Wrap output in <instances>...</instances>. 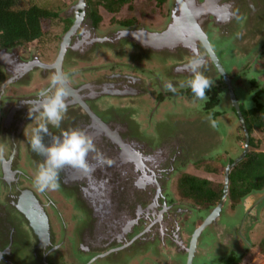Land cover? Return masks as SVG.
I'll use <instances>...</instances> for the list:
<instances>
[{"label": "flooded vegetation", "instance_id": "1", "mask_svg": "<svg viewBox=\"0 0 264 264\" xmlns=\"http://www.w3.org/2000/svg\"><path fill=\"white\" fill-rule=\"evenodd\" d=\"M110 1L114 2L112 5L117 2L120 5H114L113 9H109L106 6L108 0H87L83 11L77 8L79 0H64V3L55 9L58 16L43 36L25 44L12 43L10 46H3L0 43V145L5 149L4 158L0 160V264H143V262L144 264H195V259L203 251L198 247L203 232L221 215L227 216V203L233 211H236L243 201H249V205L251 204V194L262 191L264 193V189L252 192L236 203L230 198L229 183V192L219 215L204 229H200L222 202L227 168L245 151L244 149L240 156H231L228 160H221L219 157V144L216 139L220 132H217V128L222 125L221 118L225 117L227 112L222 108V95L227 96L230 112L241 124L240 129L244 134L245 145L247 134L233 98L235 97L242 116L243 110L256 107L257 104L264 105V82L257 78L242 80L240 74L236 75V73H232V76L227 75L211 45V36L213 34L220 37L229 35L237 29L236 26L242 27L248 20L245 12L250 15V12L244 9L245 4L250 7H255L253 3L259 5L258 11L264 19V0H196L203 9V31L210 42L211 50H206L199 42L200 52L192 51V56H190V49L184 44L177 49L175 47L170 49L167 39L166 44L160 41V45L156 48L152 44L143 45V41L129 38L127 35L135 31L155 34L167 32L172 23L174 0ZM77 21L80 22L81 28L65 48L66 56L60 71L68 76L66 82L69 92L66 97L68 111L60 128L48 126L51 135L45 134L43 142L47 146L52 136H59L63 130L69 128L82 129L90 137L93 131H97L98 134L106 137L109 141L108 145L111 146L112 157L107 158L111 163H105L103 167L107 170L109 167L119 169L114 176L115 178L122 176L129 189L139 188L147 182L149 185L143 189L146 192L144 198L134 197L136 193H133V203L129 202L131 191L122 192L124 196H118V198L128 202L123 203V211L118 216L111 218L113 210L108 205L113 201H105L101 198L94 201V198L89 204L82 206L83 202L80 204L78 197H72L77 191L75 185L77 179L81 176L84 179L87 178L85 172L81 174L75 171L82 169L71 170L76 179H68L67 173L64 172L65 176L61 175L63 179L59 181L60 187L55 191L45 192H40L34 186V170L30 169L32 172H28L26 169L28 178L23 177L22 185L27 184L28 187L37 189L42 207L40 212L47 214L46 223L36 224L33 220L34 216L38 219L39 207L33 208L32 215H30V209L28 211L25 209V212L21 209L24 204L20 202V191L12 189L11 178L7 171L9 160L7 156L10 153L9 148L15 141L16 145L22 142L21 148L27 157L28 154L34 156L28 142L24 147V142L31 138L32 128L38 123L35 119L38 113L34 111L33 116L30 117V108L33 110L36 108L42 99L41 92L50 87L52 75L59 73L56 70L58 67H51V65L57 61L64 38L73 30ZM183 27L187 26L183 24ZM204 27L207 28V32ZM245 30L247 29L243 28V34L241 31L238 34L245 36ZM104 38L106 41L103 43ZM250 40L252 41L251 38ZM127 44L129 49L130 44L135 45L134 52L126 51L125 48H121V51L117 49ZM261 52L263 56L264 46ZM82 57H87V61L82 62L80 59ZM193 59L200 61L199 70L212 81V87L206 90V96L203 99L195 97L190 88L180 86L191 76L188 66ZM158 62H165L171 66L168 76L162 77L159 73ZM257 71L261 73V70ZM125 75L135 77L134 82L138 91L151 92L154 97L157 96L155 88L161 93L156 97L158 103L156 108L150 113L146 112L150 116L152 127L145 130L148 137L141 135L143 129L140 126L132 129L127 121H106L109 122V127L113 131L118 132L119 138L125 140L123 145L130 147L129 152L113 142L107 131L95 130V125L86 109L89 106L94 108L100 97L116 92ZM261 78H264V74ZM165 81L173 83L176 88L175 93L164 90L163 82ZM4 86L6 87L3 89ZM238 89L248 90L250 99L240 101ZM213 93L216 94L215 105L209 103ZM172 98H178L180 102H185L187 105L195 104L191 106L193 108H201V105H204V110L201 109L206 115L203 118L200 117V124L196 125L198 121L194 120L196 125L194 129L184 128L178 130L179 132L177 130L175 132L161 131L163 119L156 117V110L159 105ZM247 102L252 103L248 105ZM206 116L211 120H205ZM177 122L187 125L189 121L184 118ZM206 122H211L212 127H207ZM246 130L248 131L247 126ZM248 136L250 141L249 131ZM146 137L151 140H163L162 148L157 150L143 148L149 153L142 155L141 146L148 143L141 138ZM222 141L223 138L219 137L218 142ZM200 143H204L210 150L203 149ZM170 144L174 147L169 148ZM139 153L145 157L140 159ZM198 159L202 165L206 164V170H204L206 174H218V166H223L225 170L223 186H219V191L222 190L220 199L212 205L196 203L192 199L184 198L179 192L180 178L184 174L195 175L189 170H198L193 164ZM11 166L17 173H22V169L12 164ZM90 166L94 170L103 168L99 164ZM210 167L212 170L207 169ZM11 172L14 173L15 170ZM202 179L212 183L207 178ZM212 186L217 187L213 183ZM97 190L90 182L88 183L87 192L92 194ZM114 195L116 198V193ZM141 201H144L145 209H149V215L146 212V215L139 216L140 205L137 203ZM105 203L106 206L101 208V205ZM73 204L78 207L76 205L73 207ZM263 208L264 200H261L254 209H249L245 213L246 220L255 218L258 211ZM249 211L252 214L249 215ZM95 215L102 222L105 221L101 217L110 220L107 229L100 230L98 225L93 224ZM185 215L190 219L188 222L183 219ZM117 226L120 227L117 228ZM113 227L116 228L113 229ZM199 230L201 231L198 233ZM196 233H198L197 237ZM231 241L235 242L231 245L229 257H223L226 258L224 261L220 257L217 264H226L232 258H240L234 255L236 246L238 248L241 244L240 240ZM193 242L196 245L192 249Z\"/></svg>", "mask_w": 264, "mask_h": 264}, {"label": "rangeland", "instance_id": "2", "mask_svg": "<svg viewBox=\"0 0 264 264\" xmlns=\"http://www.w3.org/2000/svg\"><path fill=\"white\" fill-rule=\"evenodd\" d=\"M20 2L22 7L37 5L39 7L55 10L64 3V0H21ZM253 4L255 7H250L246 4L244 6V9L250 12V15L245 12V17L248 20L242 27L236 26L237 29L232 31L231 34L221 37L213 34V36H211L210 42L213 49L217 53L219 61L224 67L227 75L232 76V73H236V75L240 74L242 80H251L257 78L259 81L264 82V78H261L262 74H264V55L261 56V49L264 46V19L261 17L260 12L258 11L260 6L255 3ZM243 28L247 29L244 32L245 36H240L238 33L241 31V34H243ZM204 29L207 32V28L204 27ZM249 37L252 39V41ZM157 66L162 77L169 75L171 66L168 63L158 62ZM257 70H261V73H259ZM156 87L158 86L156 85ZM238 90L239 91L237 94L240 101H248L250 99V92L248 90ZM155 91H157V96L161 94L159 89L155 88ZM145 92L146 94L143 95L144 98L142 101H140V105H136L138 102L135 103L133 100V103H135L136 106V113L138 114V112H143V114L136 116L137 122L131 123V127L133 129L135 126H140L143 129L141 135L148 137L145 130L147 131L152 128L148 113H150L152 109H155L158 103L156 102L157 96L154 97L153 93H148L147 91ZM221 99L223 101L222 108L227 112H225V117L221 118V130L220 127L217 128V132H220V135H217L218 139H216V141L217 144H219L218 154L220 159L228 160L231 156H240L242 154V151L245 149V140L243 131L240 129L241 124L230 112L227 96L224 94L222 95ZM180 101L181 100L178 98H172L171 100L167 99L157 108L156 117L158 116L163 119L160 126L161 131L175 132V130L178 131L184 128L194 129L196 125L200 124V117L203 118L206 115L203 113L204 105H201L202 107L200 106L203 109L202 110L199 107H191L195 104L187 105V103ZM118 102L122 101L119 100ZM251 103L252 102H247L246 104L250 105ZM146 112L148 113L146 114ZM102 115L105 117V119L111 117L109 113ZM156 117L154 118L158 119ZM184 118L190 123L187 122V125H183L181 124L183 121L177 122L178 120ZM194 120L198 121L196 125ZM205 120L211 119L206 116ZM230 121H232V123H230ZM206 126L212 127V123L206 122ZM134 134L136 135V133ZM147 137L141 138V140L149 144L146 149L158 148L163 143V140H151V138L147 139ZM219 137L223 138L221 143L218 142ZM252 137L260 146V151H264V133L255 130L252 134ZM170 145L171 146H169V148L174 147L173 144ZM200 145L203 149L210 150L205 147L204 143H200ZM195 162L198 164H193L198 168V170L190 169L189 171L195 174V176L211 180L212 183L217 187L223 186L225 174V170L222 168L223 166H218V174H206L204 171L206 170V164L202 165L199 159ZM250 198V205L249 201H243L241 205L236 208V211H233L230 204L227 203V216L221 215L214 224H212L203 232L198 244L199 249L203 251L195 259V264H217L220 257L222 258V261H224L227 257H229L231 245L235 242L231 240L236 239H239L241 244H239L238 248L236 246L234 255H237L236 257L241 258L240 264H264V208L258 211V215L255 218L251 216L252 218L246 220L245 216V213L249 209H254L255 206L261 202V200H264V193L263 191L253 193V195L251 194ZM250 214H252L251 211H249V215ZM183 219L187 222L190 220L186 215ZM196 223L198 224L199 222ZM178 260L180 261V259Z\"/></svg>", "mask_w": 264, "mask_h": 264}, {"label": "water", "instance_id": "3", "mask_svg": "<svg viewBox=\"0 0 264 264\" xmlns=\"http://www.w3.org/2000/svg\"><path fill=\"white\" fill-rule=\"evenodd\" d=\"M175 2V8H174V12H173V17H172V23L169 26V29L167 30V32H162V33H143V32H130L129 34H127L129 36V38H136L137 40H141L143 41V45H154L156 48H158V46L160 45V41H164V44H166V40L168 39V46H170V49H173V47H175L176 49L179 46H184L188 47L191 52L192 56V51L193 53H196L197 51L200 52L199 49V42L202 43L203 47L206 50H211V45L210 42L207 39V35L205 34V32L203 31V26H204V19H203V9L202 7L197 4L196 0H174ZM79 6L77 8L82 9L84 11V9L86 8V4H87V0H79L78 2ZM195 11V12H194ZM186 16V18H185ZM197 18L195 19L194 18ZM187 22H189V24H187ZM183 24L187 27H183ZM81 28L80 22L77 21L73 30H71L64 38V42L62 45V50L60 52V55L57 59V61L51 65V67H58V69H56L59 73H61V64L63 62L64 57L66 56V47L67 45H69L71 38L76 34V32L78 31V29ZM184 30V31H182ZM103 43L106 41V39H102ZM147 42V43H146ZM166 42V43H165ZM149 43V44H148ZM130 49L128 44L125 45L124 47H119L117 49H119V51H121V48H125L124 50L126 51H133L135 50V45L130 44ZM134 47V48H133ZM174 48V49H175ZM202 49V48H200ZM119 51L116 50L117 53H120ZM175 52V51H174ZM82 62H86L87 61V57H82L80 58ZM46 68V67H45ZM125 77V78H124ZM122 78V83L119 84L117 90H115L116 92H112L109 95H104L103 97L99 98V101L94 105V108L92 107H86L87 109V113L88 115L91 117L93 124L95 125V130H98L99 132L103 131H107L108 135L111 137V140H113V142L118 143L122 149L128 151V149L130 147L123 145V142H125L124 139H120L118 132L113 131L109 126V122H115V120H123V121H127V123L129 125H131V123L133 122H137V118L136 116L141 115L140 113H136V106L135 103L138 102L136 105H140V101L143 100V95L146 94V92L143 90L138 91V88L136 87V83L134 82L135 77H131L130 75L127 76L125 75ZM7 86V85H6ZM4 86L3 89L6 87ZM141 89V88H140ZM119 100H121L122 102H118ZM133 100L135 101V103H133ZM235 97L233 98L234 101V105L237 108L239 117L241 119L242 125L245 128V132L247 134V143L245 145V151L243 153V155L241 157H239L232 165H230L227 168V172L225 174V188H224V194H223V198H222V202L220 203V206L216 209L215 213L205 222V224L200 228L201 230L204 229L206 227V225L208 223H210L211 221H213L214 219L217 218V216L219 215V212L221 211L222 205L224 203V200L226 198V196L228 195L229 192V177H230V173L233 170V168L238 165L239 162H241L247 155V153L249 152L250 146H249V136H248V131L246 130V125H245V121L244 118L239 110V107L235 101ZM109 113L111 115V117H108L107 119H105V117H103L102 114H106ZM109 121V122H106ZM38 122V121H36ZM109 124V125H108ZM179 132V131H178ZM32 134V132H31ZM91 138L93 139V142L96 146V152L94 153H90L88 156V163L89 165H101V167H103L105 165L104 164H100L98 162V160L95 158L97 156V154L99 153L105 160H107V158L112 157L110 150H111V146L108 145L109 141L106 139V137L104 135H100L97 133V131H93ZM51 139L48 140V144L47 146H50L52 143ZM29 143V140H26L24 142V147L26 143ZM22 143V142H21ZM21 143H17L16 145V141L13 144V146H11L9 148L10 153H8L7 158L8 160V174L10 175L11 178V186L12 189L18 190L20 191V202H22L24 204V207L21 206V209H25L26 211H28V209H30V215L33 214V208L35 207H39V212L42 211L41 210V204L40 202V198H39V194L37 192V189L30 188L28 187V185H22L23 183V177H27L28 178V174H26L25 170L28 169V172H32L30 169L34 170V173L36 174L38 165L43 162V157L34 153V156H31L28 154V157L26 156V154L23 152V149L21 148ZM127 143V142H126ZM30 144V143H29ZM147 146H149V144H143L141 146L142 150L143 148L145 149ZM140 148V150H141ZM162 148L161 146L158 148H150L151 150H157ZM137 149V148H136ZM129 152V151H128ZM127 152V153H128ZM149 151H142V155H146L148 154ZM139 157L140 159H143L145 156H141V154L139 153ZM26 160V161H24ZM127 162V161H126ZM14 165L16 166V168L18 169H22V173L16 171V169L10 165ZM23 166V167H21ZM13 171V169L15 170L14 173L11 172V170ZM64 170L67 171H60L59 174V181L61 179H63V177H61V175L65 176L66 172V177L69 178H73L76 179L75 175L71 172V170H75L76 168L72 167V166H65L63 168ZM94 169V168H93ZM77 173H81L84 174V170H75ZM118 170H115V168H107L103 167L99 170H94L91 173L85 172L87 175V178L84 179V177H79L77 179V183L75 184L77 186V191L75 193H73L72 197L75 198L78 197V201L80 202V204L83 206L86 203L89 204L90 200L94 199V201L97 198H101L104 199L105 201L110 200L113 201L112 204H109L108 206H110L113 210V212L111 213V218H114L116 216H118L122 211H123V203L124 202H128V201H121L119 197L124 196L121 193L124 191H131L132 195L130 198V203H133V193H136L134 195V197L136 196L137 198L141 197L144 198L146 195V192L143 190L144 188L147 187V185H149V183H145L144 185L140 186L139 188L136 189H129L127 188L125 179L122 178V176H118L117 178H115V173L118 172ZM22 174V175H21ZM89 176V177H88ZM83 182L82 184L80 182ZM94 186V189H98L97 192H93L92 194L90 192L86 191V188L88 186L89 182ZM114 193H116V198ZM127 197H125L126 199ZM140 205L138 212L140 213L139 216L145 214L146 212L149 215V209H145L144 207V201H141L139 203H137ZM76 204H73V207ZM86 206V205H85ZM106 206L105 205H101V208ZM76 207H78L76 205ZM22 212V210H21ZM97 214V213H96ZM92 215V214H91ZM94 219V223L98 225L99 229H107V224L110 223V220H108L105 217H101L103 218V220L105 222H102L100 220H98L97 216H93ZM38 219H35L34 216V220L33 222L36 224H44L47 222V214L40 212L38 214ZM109 218V217H108ZM35 220H37V222H35ZM132 220V219H131ZM120 226H117V228H119ZM116 227H113V229H115ZM199 230L198 233L201 231ZM198 233H196V237L198 236ZM195 237V238H196ZM192 249L195 248L196 243L193 242L192 243ZM191 262V259H190Z\"/></svg>", "mask_w": 264, "mask_h": 264}, {"label": "trees", "instance_id": "4", "mask_svg": "<svg viewBox=\"0 0 264 264\" xmlns=\"http://www.w3.org/2000/svg\"><path fill=\"white\" fill-rule=\"evenodd\" d=\"M20 1L0 0V43L3 46H10L12 43L25 44L43 36L58 16L56 10L37 5L22 7ZM113 3L108 0L106 6L113 9L114 5H120L118 2L112 5ZM215 95L213 93L209 100L212 105L216 103ZM243 116L251 137V150L230 175V198L236 203L248 194L264 189V151H260V146L252 137L255 130L264 133V105L257 104L256 107L243 110ZM207 169L212 170L211 167ZM178 188L184 198L205 206L218 201L222 191H219V187H213L208 180L192 174H184ZM240 260L241 258H232L226 264H240Z\"/></svg>", "mask_w": 264, "mask_h": 264}, {"label": "clouds", "instance_id": "5", "mask_svg": "<svg viewBox=\"0 0 264 264\" xmlns=\"http://www.w3.org/2000/svg\"><path fill=\"white\" fill-rule=\"evenodd\" d=\"M200 61L193 59L188 66L191 73L189 79L182 83L181 87H188L195 97L203 99L206 96V90L212 87V81L199 70ZM68 76L62 73H55L51 77L49 89L42 91L36 108H30L29 116L33 112L38 113L35 119L37 126L32 128V135L29 140L31 149L36 154L42 156L43 162L38 165L33 179L34 186L40 191H55L60 187L59 174L65 166L79 168L85 172L91 173L94 169L88 163L90 153L96 152V146L93 139L82 129L69 128L63 130L59 136H52V143L46 146L44 135L50 134L49 125L60 128L61 122L68 111L66 97L69 95L66 87ZM164 90L175 93L176 88L171 81L163 82ZM5 149L0 145V160L4 158ZM100 164L111 161L105 160L99 153L95 157Z\"/></svg>", "mask_w": 264, "mask_h": 264}]
</instances>
